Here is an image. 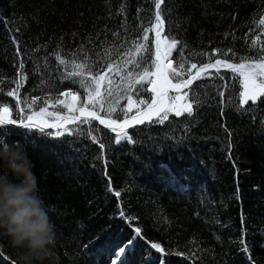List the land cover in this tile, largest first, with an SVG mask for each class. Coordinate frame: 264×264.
Listing matches in <instances>:
<instances>
[{
    "label": "trees",
    "instance_id": "obj_1",
    "mask_svg": "<svg viewBox=\"0 0 264 264\" xmlns=\"http://www.w3.org/2000/svg\"><path fill=\"white\" fill-rule=\"evenodd\" d=\"M164 8L162 36L170 29L169 40L174 37L184 45L182 54L179 45L174 51L173 67L177 61L185 63V69L207 63L209 56H232L231 63L264 56V26L258 23L264 0H165ZM154 17V0H0V107L7 104L13 119L20 108L21 117L40 107L55 112L62 107L55 105L57 98L70 101L60 95L67 91L78 95V108L86 106L94 87H82L84 77L66 79L80 71L72 61L79 64L86 55L87 63L94 65L95 53L104 57L110 50L111 57L101 63L115 60L123 69L119 46L131 48L135 57L133 41L155 23ZM257 35L260 41L253 44ZM148 36L153 64L155 30ZM57 51L65 64L53 55ZM149 70L156 71L154 66ZM210 71L211 77L196 82L199 87L182 89L193 105L191 115L161 113L168 116L163 124L151 122L158 121L157 116L122 135L95 120L72 124V134L61 137L0 126V139L24 145L34 164L38 194L54 225L57 264H111L114 250L136 227L144 240L128 253L127 264H145L151 243L172 253L170 264H264V96L243 104L241 74L221 70L217 78L215 70ZM110 79L113 95L102 86L99 103L88 105L105 119L125 120L154 99L146 77L142 94L132 96L137 106L127 116L118 115L127 109L131 92L124 90L129 81L121 82L115 74ZM169 79L180 82L171 75ZM17 82L22 87L17 89ZM13 89L17 95L7 96ZM34 97L40 99L29 108ZM68 114L64 108L61 115ZM128 218L135 219L129 223ZM0 249V264L9 257L16 261L18 250L2 228ZM156 255L151 250V258Z\"/></svg>",
    "mask_w": 264,
    "mask_h": 264
},
{
    "label": "snow or ice",
    "instance_id": "obj_2",
    "mask_svg": "<svg viewBox=\"0 0 264 264\" xmlns=\"http://www.w3.org/2000/svg\"><path fill=\"white\" fill-rule=\"evenodd\" d=\"M165 3V0H154L155 5V23L151 24L150 28H143L141 31L143 35L140 36L139 40H142L143 43H140L139 40L133 41V46L135 47L136 56H133L132 49L129 48L127 51H124L123 45L119 46L117 50V56L120 57V63H123L125 67L122 69L119 67L117 61L113 60L109 63H101V60H107L111 57V51L105 50L104 57H101L97 52L95 53L97 59L94 65H90L87 63V56L85 55L81 59V63L76 64V61L73 60V65L80 69V71L72 72L69 74L66 79H70L73 77H84V79L80 80V84L82 87H94V94L92 91H88L87 96V104L84 107L76 108V102L79 99L78 95L72 93L71 91H67L61 93L60 95L65 98L71 97V102H68L66 99H56L55 105H60V107L55 112H49L46 107H40L38 112H34L32 114L27 115L26 117H21L20 113L24 112L23 108L19 109L17 113V118H12V113L7 104L0 107V126H19L29 130H37L42 134H46L49 136L61 137L65 134L71 135L73 129L69 126L72 124H76L79 122L80 125H85L89 123L91 120L99 121L101 125H105L107 128H111L113 132L120 129L121 132L128 127L130 124L141 125L145 123V117H147L151 121V116L153 114L160 116L161 112L173 111L175 117H180L182 113H187L191 115L193 112L192 103H185L183 105L173 104V105H164L162 100L166 96V93L169 89H175L177 92H180L182 88L184 89H195L199 87L197 81L203 82L204 78L211 77L213 72L210 70H215V75L217 78H220L221 68L230 69L234 72H239L244 77L245 82V92L241 94L243 99L241 103L248 104L249 101H257V99L261 96H264V82L259 84L256 83V78L261 77L264 78V56H261L259 60H253L251 57H247L241 60L240 63H231L229 62L232 59V56H228L227 59H213V56H209V62L201 63L198 65L196 63H192L189 68L185 69V63L181 61H177L178 67H173L172 60L169 59V55L172 50L178 49V55L182 54L184 45L181 44V41L176 38H171L169 40V36L171 34V30L167 35H163L165 20L162 17V11L166 12L167 9H162V5ZM123 11V8L121 9ZM2 19H0V23H2ZM259 25L264 26V16H261L259 21ZM155 30V48H156V59L153 64H149V61L152 58V48L149 46V36L148 32ZM113 35L119 36V33H113ZM260 41V36H255L252 43L256 44ZM166 43V49L164 52V60L165 63L163 66L161 65V43ZM261 50H264V44H261ZM83 51V48H81ZM214 53H220L221 55L227 56V53H222L219 49H214ZM228 53H232V50L229 49ZM56 59L61 63L65 64L67 61L61 56L60 52H54ZM203 56V53L200 54ZM235 55L234 53L232 54ZM127 65H131V68H127ZM145 65H148L145 67ZM154 66L156 71L150 72V68ZM19 69L22 73L24 69L23 62L20 63ZM142 69V71H141ZM179 69V70H178ZM193 70L195 74H193ZM123 73V75L121 74ZM115 74L121 82L127 80L129 81V86L124 91L131 92V95L127 96L128 105L127 109H121V112L118 114H123L127 116V113H130L134 107L137 105L134 103L132 96H139L142 94V90L144 87V81L146 77H155V79H148V83L152 85L151 92L156 93L158 97L161 98L159 107L156 106L154 101L153 104L148 105L149 112L147 113H138L136 116H132L131 120L125 119L123 123H118L117 120L113 119H104L101 115H99L96 111L89 110L88 105H92L94 103H99L97 98H102L101 88L105 86V90L107 95L111 97L113 95L112 84L113 81L110 79V76ZM169 75L172 78L180 81L179 83H172V80L169 79ZM187 75V78H183ZM138 77V78H136ZM21 79H26V77L21 76ZM91 81V84H87V81ZM75 79L72 80V83H75ZM251 85V88H250ZM22 87V84L17 82V89ZM119 87V86H118ZM17 89H13L7 93V96L11 97L17 95ZM186 96H188V92H184V96L175 97L176 101L183 100ZM40 97H34L32 103L28 105L29 108L32 105L36 104L37 100ZM48 103V100L44 101ZM118 102V101H117ZM144 100H139V104H144ZM15 107V105H14ZM64 108L68 110V115H61ZM79 111V115H72L71 113ZM115 111V109H113ZM47 117H53L54 119L50 121ZM84 119H81V118ZM168 119V116L165 114L160 116L158 121H151L152 123H161L163 124ZM51 129H58L55 132L50 131ZM59 129H63L60 131ZM125 138L127 135L125 134ZM95 139V138H93ZM119 140V137L117 138ZM2 141V139H0ZM100 149L105 148L104 143L99 144ZM121 193L119 191L115 192L116 197H120ZM121 218H125V213L120 211ZM135 218H128V222L131 223ZM138 240H144L142 236V229L140 227H136L133 229V235L130 239H128L122 246H119L118 249L114 250L115 259L111 260V264H127V255L130 251L135 250V245ZM146 244L147 241H144ZM242 247H243V242ZM155 250L157 253L155 259L151 258V250ZM172 255L170 251L166 252L165 249L159 243H151L149 245L148 256L149 260L145 261V264H170L168 257ZM4 259V254L2 249H0V260ZM5 264H16V261L8 258V261Z\"/></svg>",
    "mask_w": 264,
    "mask_h": 264
},
{
    "label": "clouds",
    "instance_id": "obj_3",
    "mask_svg": "<svg viewBox=\"0 0 264 264\" xmlns=\"http://www.w3.org/2000/svg\"><path fill=\"white\" fill-rule=\"evenodd\" d=\"M0 167V228L18 250L16 264H57L54 225L24 145L0 141Z\"/></svg>",
    "mask_w": 264,
    "mask_h": 264
},
{
    "label": "rangeland",
    "instance_id": "obj_4",
    "mask_svg": "<svg viewBox=\"0 0 264 264\" xmlns=\"http://www.w3.org/2000/svg\"><path fill=\"white\" fill-rule=\"evenodd\" d=\"M165 49H166V43L165 42H162L161 43V50H165ZM163 56L164 55L161 52V61H160V63L163 61ZM261 82H264V78L257 77L256 78V83L259 84ZM242 83H243V91H242V93H244L245 92V82H244V77L243 76H242ZM250 88H251V85H250ZM182 89H181L180 92H170V93H167V95L165 96L164 100L162 101L163 104L167 106V105H173V104L183 105L185 103H188L186 97L183 100H180V101H176L175 100V97H177V96H184L182 94ZM154 95H155V98H156L157 97V94L154 93ZM242 99H243V97H242ZM69 102H71V98H70V101ZM159 104L160 103L157 104V107H159ZM76 108L79 109L78 108V100L76 102ZM161 113H164V112H161ZM153 117H157V115L153 114L151 116V118H153ZM145 120H149V119L147 117H145Z\"/></svg>",
    "mask_w": 264,
    "mask_h": 264
},
{
    "label": "water",
    "instance_id": "obj_5",
    "mask_svg": "<svg viewBox=\"0 0 264 264\" xmlns=\"http://www.w3.org/2000/svg\"><path fill=\"white\" fill-rule=\"evenodd\" d=\"M164 33V32H163ZM162 33V34H163ZM155 39H156V36H155ZM174 51H175V49L174 50H172V52H171V54H170V56H169V59H171L172 60V56H173V53H174ZM161 52H165V51H161ZM165 63V60H164V58H163V61H162V63H161V65L163 66V64ZM221 70H227V71H232V70H230V69H225V68H221ZM149 79H151V77H149ZM150 85V87H151V84H149ZM168 92H177L175 89H169L168 91H167V93ZM167 93H166V95H167ZM165 98V97H164ZM164 98H163V100H164ZM162 100V101H163ZM154 101L155 102H157L156 104H158V103H160V101H161V98L160 97H156V98H154V100L149 104V105H151V104H153L154 103ZM147 111H149V108H148V106L144 109V110H142L140 113H146ZM138 114V113H137ZM137 114H134V115H132V116H136ZM131 116V117H132ZM131 117H129V118H127L128 120H131ZM81 119H84L83 117L81 118ZM105 119V118H104ZM106 120H108V119H106ZM96 121V120H95ZM124 121V120H123ZM123 121H118L117 120V122L118 123H123ZM98 123H99V121H97ZM134 125H136V124H130L128 127H126L124 130H126V129H129L130 127H132V126H134ZM104 127H106L105 125H103ZM107 128V127H106ZM109 130H111L112 131V129L111 128H108ZM118 131H120V129L119 128H117V130L115 131L116 133H118Z\"/></svg>",
    "mask_w": 264,
    "mask_h": 264
},
{
    "label": "bare ground",
    "instance_id": "obj_6",
    "mask_svg": "<svg viewBox=\"0 0 264 264\" xmlns=\"http://www.w3.org/2000/svg\"><path fill=\"white\" fill-rule=\"evenodd\" d=\"M171 54V53H170ZM163 55H164V53H163ZM170 56V55H169ZM148 79H149V77H148ZM151 79H155V77H151ZM151 87H152V85H151ZM151 87H149L150 89H151ZM156 106H157V104H156Z\"/></svg>",
    "mask_w": 264,
    "mask_h": 264
}]
</instances>
